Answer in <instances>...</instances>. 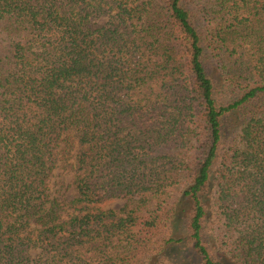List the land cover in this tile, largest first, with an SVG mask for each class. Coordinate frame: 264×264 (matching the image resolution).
I'll return each mask as SVG.
<instances>
[{
    "label": "trees",
    "instance_id": "16d2710c",
    "mask_svg": "<svg viewBox=\"0 0 264 264\" xmlns=\"http://www.w3.org/2000/svg\"><path fill=\"white\" fill-rule=\"evenodd\" d=\"M210 242L264 264V0H0V264H222Z\"/></svg>",
    "mask_w": 264,
    "mask_h": 264
},
{
    "label": "rangeland",
    "instance_id": "374dc122",
    "mask_svg": "<svg viewBox=\"0 0 264 264\" xmlns=\"http://www.w3.org/2000/svg\"><path fill=\"white\" fill-rule=\"evenodd\" d=\"M229 91L227 88L223 86L219 87L217 98L219 103H223L226 101V97H228ZM75 189L73 186V172L70 170H65L62 168V164L60 167L54 170V176L52 180V195L51 198L60 202L62 206L66 209V212H62V216H66L67 214L73 213L74 209L68 206V202L74 199L75 197ZM123 206V201L121 199H113L107 200L100 207L105 210H111L115 213H119V210ZM210 251L213 257L222 264H231L229 259L226 258L224 252L219 249L214 243H209ZM232 264H234L232 262Z\"/></svg>",
    "mask_w": 264,
    "mask_h": 264
}]
</instances>
